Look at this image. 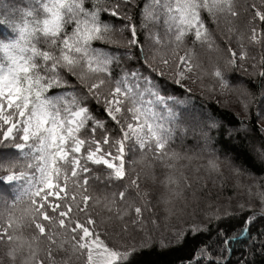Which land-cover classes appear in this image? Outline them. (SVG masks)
<instances>
[{"label": "snow or ice", "instance_id": "snow-or-ice-1", "mask_svg": "<svg viewBox=\"0 0 264 264\" xmlns=\"http://www.w3.org/2000/svg\"><path fill=\"white\" fill-rule=\"evenodd\" d=\"M0 5V264H264V0Z\"/></svg>", "mask_w": 264, "mask_h": 264}, {"label": "trees", "instance_id": "trees-1", "mask_svg": "<svg viewBox=\"0 0 264 264\" xmlns=\"http://www.w3.org/2000/svg\"><path fill=\"white\" fill-rule=\"evenodd\" d=\"M5 2L14 3L16 6L22 7L25 0H5ZM0 6H2V5H0ZM0 56H2V54H0ZM194 103L197 106V108L203 106L209 112H211L212 107L216 106L215 98H213V97H207V98L202 97L199 88L195 89ZM221 111L231 112L232 115L235 116L236 106L230 105L227 109H221ZM254 117H255V108H253L252 118L254 119ZM190 141H191V137L188 138V141H186V143H189ZM224 171H225V176L228 177L229 180H231V176L228 173L227 169H225ZM0 187H2V186H0ZM216 196H217V190L214 189L213 190V198H216ZM230 196L233 198V200L240 198V196L234 192V189L231 187V185H229L224 190L219 192V201L224 202ZM236 247H237V249H240L241 246L237 245ZM185 254H186L185 252H176V253H173L171 255H164V254H160L159 251H157V252L148 251V252H145L144 254L140 255L137 258V260H138V264H171V262L173 260H175L178 256L185 255ZM245 255H246V251H245ZM243 258H244V256H242L241 250L234 251L232 254V260L233 261L238 260V259H243ZM249 258L251 259V257H249ZM255 259L257 260V262L259 264V261H260L259 254L256 255Z\"/></svg>", "mask_w": 264, "mask_h": 264}]
</instances>
